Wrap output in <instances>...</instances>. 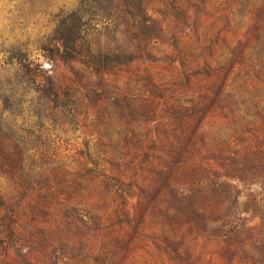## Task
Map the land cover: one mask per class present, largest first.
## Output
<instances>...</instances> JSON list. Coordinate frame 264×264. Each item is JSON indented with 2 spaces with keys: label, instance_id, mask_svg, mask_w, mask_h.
<instances>
[{
  "label": "rangeland",
  "instance_id": "1",
  "mask_svg": "<svg viewBox=\"0 0 264 264\" xmlns=\"http://www.w3.org/2000/svg\"><path fill=\"white\" fill-rule=\"evenodd\" d=\"M79 2L0 0V185L78 180L70 149L131 150L181 119L191 210L142 199L82 241L31 244L30 264H264V0H84L92 49L134 56L104 73L57 58Z\"/></svg>",
  "mask_w": 264,
  "mask_h": 264
},
{
  "label": "trees",
  "instance_id": "2",
  "mask_svg": "<svg viewBox=\"0 0 264 264\" xmlns=\"http://www.w3.org/2000/svg\"><path fill=\"white\" fill-rule=\"evenodd\" d=\"M83 4L80 0L79 7L66 17L74 19V24L65 19L66 24L54 31L57 58L77 63L88 73H104L132 60L128 51L117 55L92 49L80 12ZM51 96L57 98L58 90L53 88ZM186 122L179 120L177 134L130 135L131 150L94 144L80 151L70 149L76 156L73 161L84 172L78 180L14 182L8 189L0 185V264H30L33 243L82 241L83 233L117 224L110 216L127 214L142 199L170 197L177 201L176 208L191 210V164L186 161L188 149L180 147ZM187 141L191 144V135ZM165 146L170 147V154L164 152ZM164 154L169 161L159 163L158 155ZM21 189L27 194L21 195Z\"/></svg>",
  "mask_w": 264,
  "mask_h": 264
}]
</instances>
